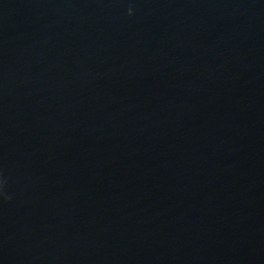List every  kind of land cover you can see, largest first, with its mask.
Segmentation results:
<instances>
[{
	"label": "water",
	"instance_id": "1",
	"mask_svg": "<svg viewBox=\"0 0 264 264\" xmlns=\"http://www.w3.org/2000/svg\"><path fill=\"white\" fill-rule=\"evenodd\" d=\"M0 264H264V0H0Z\"/></svg>",
	"mask_w": 264,
	"mask_h": 264
}]
</instances>
